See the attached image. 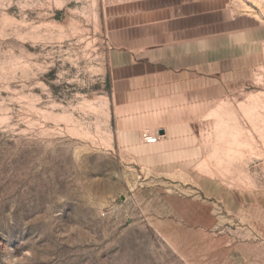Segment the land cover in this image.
Returning <instances> with one entry per match:
<instances>
[{
	"label": "rangeland",
	"instance_id": "1",
	"mask_svg": "<svg viewBox=\"0 0 264 264\" xmlns=\"http://www.w3.org/2000/svg\"><path fill=\"white\" fill-rule=\"evenodd\" d=\"M121 1L0 0V264H199L152 225L168 199L213 202L219 225L231 214L201 183L264 200V65L196 124L206 175L118 153L103 14ZM228 11L264 33V0Z\"/></svg>",
	"mask_w": 264,
	"mask_h": 264
},
{
	"label": "crops",
	"instance_id": "2",
	"mask_svg": "<svg viewBox=\"0 0 264 264\" xmlns=\"http://www.w3.org/2000/svg\"><path fill=\"white\" fill-rule=\"evenodd\" d=\"M229 3L125 0L105 7L114 143L140 170L194 172L205 156L196 124L264 65V33L234 18ZM143 132L155 140L143 142ZM201 184L204 197L224 200L227 222L219 225L213 202L174 198L164 205L168 216L152 220L156 231L181 238L188 262L197 248L199 264H264V200H233Z\"/></svg>",
	"mask_w": 264,
	"mask_h": 264
},
{
	"label": "bare ground",
	"instance_id": "3",
	"mask_svg": "<svg viewBox=\"0 0 264 264\" xmlns=\"http://www.w3.org/2000/svg\"><path fill=\"white\" fill-rule=\"evenodd\" d=\"M207 114H208V112H207ZM206 114V115H207ZM203 117H205V116H203ZM202 117V118H203ZM210 165H211V163H210V160L208 159V158H203L202 159V161L199 163V164H197L196 165V167L194 168V170L195 171H197V172H199V173H205V172H207L208 171V168H210ZM146 172H148V173H150L149 171H146ZM207 173H205V175H206ZM170 175V178L173 180V181H177V180H182L183 178H182V176H184V174L182 173L181 175L180 174H178V175H175V174H169Z\"/></svg>",
	"mask_w": 264,
	"mask_h": 264
},
{
	"label": "built area",
	"instance_id": "4",
	"mask_svg": "<svg viewBox=\"0 0 264 264\" xmlns=\"http://www.w3.org/2000/svg\"><path fill=\"white\" fill-rule=\"evenodd\" d=\"M140 138L143 142L150 143L155 140L154 137L148 135L146 132L141 133Z\"/></svg>",
	"mask_w": 264,
	"mask_h": 264
}]
</instances>
